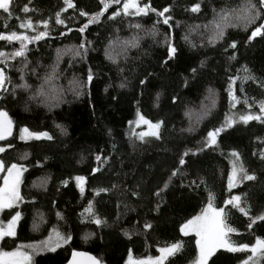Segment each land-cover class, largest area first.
Instances as JSON below:
<instances>
[{"label":"trees","instance_id":"trees-1","mask_svg":"<svg viewBox=\"0 0 264 264\" xmlns=\"http://www.w3.org/2000/svg\"><path fill=\"white\" fill-rule=\"evenodd\" d=\"M73 3L75 8L61 11L67 7L64 0H12L11 18L0 10V32L34 36L45 31L36 22L49 21L48 35L27 45L29 70L25 80L19 79L17 71L22 58L9 60L5 70L12 83L6 85L8 93L0 92V110L7 111L13 121L11 137L0 140V147L6 149L0 160L6 166L17 163L27 169L20 189L23 200L2 215L5 220L16 211L21 213L16 236L1 240L0 249L13 251L39 242L56 228L71 235L72 240L53 252L36 255L32 264H66L73 251L89 253L102 264H125L129 250L133 258L154 257L158 248L177 241L182 242V250L165 264H190L196 254L195 239L183 236L179 227L208 205L209 193L213 207L225 208L226 222L236 229L229 234L231 241L252 245L257 238L264 239V220L248 227L252 217L264 213V160L260 158L264 122L245 124L240 120L241 115L259 114V102L264 101V39L257 37L246 43L251 29L245 32L241 27H226L223 40L208 43L221 16L242 9L246 0H138L141 6L150 3L157 10L170 6L166 15L172 16L171 27L157 23L161 18L152 12L111 20L112 11L122 7L113 5L83 34L78 29L89 17L80 16V11L91 15L102 5L99 0ZM196 3L201 6L199 12L187 10ZM26 4L30 9L27 13L21 10ZM57 12L63 25L55 23ZM29 18L35 31L19 27ZM135 24L141 28L133 27ZM166 39L178 49L170 60ZM85 40L91 42L86 45L87 55L83 59L74 56V50ZM232 41L237 42V49L228 47ZM18 48V41H0V50L6 53ZM57 49L61 50L57 75L47 79L57 65ZM231 55H235L234 60L229 59ZM245 66L254 79L236 81L234 91L239 102L233 107L228 77L248 75L242 70ZM33 67L36 75L31 72ZM89 68L94 78L81 86ZM193 68L197 69L195 74ZM22 83L30 88H17L13 97L11 89ZM137 112L153 123L163 122L160 139L145 137L141 141L131 135ZM226 117L234 123L219 134L217 146L197 151L207 132L224 125ZM22 127L47 132L52 139L22 142L18 139ZM8 143L13 147H7ZM189 149L195 155L190 152L185 156L186 164L181 167L179 158ZM232 151L240 154L248 174L256 179L229 189ZM174 168H181L180 173L159 197L153 196ZM93 169L98 171L93 174ZM5 174L6 168L0 174V185ZM76 176L85 177L83 193ZM62 181H67V186ZM133 188L140 192L139 198L126 195ZM232 196L241 197L240 206L248 215L225 204ZM90 203L91 213L85 211ZM95 217L105 223L96 225L92 222ZM144 221L150 222L152 229L143 230ZM34 223L39 224L38 229ZM249 255L220 250L213 261L241 264Z\"/></svg>","mask_w":264,"mask_h":264},{"label":"snow or ice","instance_id":"snow-or-ice-1","mask_svg":"<svg viewBox=\"0 0 264 264\" xmlns=\"http://www.w3.org/2000/svg\"><path fill=\"white\" fill-rule=\"evenodd\" d=\"M31 2V0H29ZM12 0H0V10L4 13L8 14V18H11ZM64 4L67 6L66 8L61 9V11H66L67 8H75L73 0H64ZM99 4L102 5L99 11L89 15V13L81 10L80 16H88L86 23H83V26L78 29V31L83 34L89 25L99 23L100 18L105 15V13L113 7V5H122V7L115 8L111 15L108 17L111 20H115L118 16H130V15H148L149 12L155 13L161 19L157 21V23H163L164 25H169V21L172 19L171 15H166L171 12V7L166 6L162 10H157L156 8L151 7L150 3H145L141 6L138 3V0H99ZM200 4L196 3L191 5V7L187 10L191 12H199ZM23 12L27 13L30 11L28 5H24L21 9ZM231 17V22L229 18ZM19 19V18H17ZM259 21V23H257ZM39 26L43 27L45 31H39L37 35L29 36L27 34L18 33L16 31L10 32H0V41L11 43L13 41L19 42V48L13 50L10 53H6L3 50H0V64L4 65V67H0V92H9V88L6 87L7 84L12 83L9 75L6 72V68L9 67L8 61L15 60L16 58H22L20 63L21 67L17 69L20 73L19 79L21 81L25 80V73L29 70V62L27 60L26 52L27 45L32 43L33 41H38L43 39L48 35L47 29L49 28L48 20H40L36 22ZM55 23L63 25L65 22L61 19V13L57 12L55 14ZM212 23V22H210ZM5 28H7V22H5ZM20 28H26L29 30L35 31V25L31 18L22 21L19 24ZM133 27L140 29V24H135ZM171 27V25H169ZM207 27V26H205ZM226 27H241L243 31L249 32L250 34L246 38V43H251L255 38L260 37L264 39V0H256L254 3L253 0H246V4L240 10H232V12H226L221 16L220 21L216 22L213 26L212 32L213 35L209 37L208 43L215 44L225 38ZM71 31V29H69ZM60 35H65L64 32H61ZM153 35H155V31H153ZM187 39V37H185ZM90 41L81 42L77 48L74 50V56H79L82 59L87 55L88 48L87 44H90ZM166 52L167 58L173 59L177 54V47L170 42V40L166 39ZM135 46V45H134ZM229 48L237 49L238 45L236 41H232L228 44ZM227 51V49H225ZM61 50L57 49V65L53 66L52 73L53 76L47 77V79L53 78L57 75L56 67L58 66V62L60 59ZM230 60L235 59V55H231L229 57ZM167 63V60L164 61ZM245 73H249L244 77H240L238 75H232L228 77V95L230 99L235 103H238V99L235 95L234 85L237 80H253L254 77L250 74V70L245 66L242 69ZM197 69L193 68L192 72L195 74ZM31 72L33 75H36V68H31ZM94 78V74L91 68L87 71L86 81L83 82L81 86L84 84H89L92 82ZM141 84H144L145 81L141 80ZM124 84H121V87H124ZM185 86H187V82L185 81ZM28 90L30 85L27 83L16 84L11 89V95L15 97L16 89ZM243 91V87L240 89ZM211 91V90H210ZM77 95L79 92L77 91ZM34 98V97H33ZM176 101V97H173V102ZM215 105V100H213V106ZM259 114H245L240 116V120L247 124L249 121L256 120L260 122H264V101L259 102ZM138 120L137 124L143 123L148 125L149 130L147 132L139 133L137 138L141 141L145 139L146 136L155 137L156 139H160L159 129L162 126L161 122L153 123L147 119H145L139 112H137ZM234 121L229 120L226 117L225 124L221 125V127L214 128L207 132L206 138L203 141V146L197 151H202L204 148H211L217 146V137L224 130L225 126L230 127ZM59 128L60 126L57 125ZM13 129V121L9 118L8 112L4 110H0V140H6L7 137L12 135ZM63 131V129H62ZM191 131V129H189ZM20 140H28V139H41L46 138L48 140L52 139L47 132H33L30 131L27 127H22L20 129ZM7 147L11 148L13 145L8 143ZM5 147H0V153L4 152ZM195 155V152H192L191 149L186 150L181 157L179 158V165L182 167L186 164L184 159L185 156H188L189 153ZM233 159L231 160V171L228 174V187L229 189L236 187L238 183H243V181H253L256 179L255 175L248 174L247 170L244 167L243 161L240 157V154L236 151H232L230 153ZM23 158V157H22ZM261 160H264V151L260 153ZM96 160L100 161L101 157L96 156ZM106 160V158H105ZM6 175L3 177V184L0 185V210L4 209H14L18 202L23 200V197L20 193V184L22 183V175L27 169L17 163H12L10 166H6L3 161H0V172L5 171ZM98 169H93L92 172H95ZM181 171V168H174L168 180L164 181L162 187H158L152 194L153 196L159 197L161 192L166 190L169 186V183L173 177H176ZM75 180L77 182V187L80 188V191L83 193L84 189L82 184L85 180L83 176H76ZM62 183L67 186V181H62ZM190 184H196V181H190ZM199 186L198 184L196 185ZM113 188L116 185L112 186ZM138 187V186H137ZM99 191H108V189H100ZM99 194V192H97ZM126 195L133 197H140V192L137 188H133L130 191H126ZM209 203L206 208L203 209L201 214L193 216L191 219H188L186 222L180 225L179 232L184 236H189L193 234L195 237V258L190 262V264H214L213 257H216L220 250H223L227 253H236V252H250L251 255L247 256L246 259L241 261V264H258L254 258L257 256H264V239L257 238L255 243L252 245L249 244H238L229 239V234L236 232V229L232 228L227 222L225 217V208H217L213 207L211 203V193H209ZM241 197L240 196H232L231 199L226 200L225 204H231L234 208H237L241 213L248 215V212L244 207L240 206ZM159 203L156 205L155 210H159ZM86 212H92V205L89 204L88 208L85 209ZM59 213L57 216L59 217ZM94 216V214H93ZM21 219V213L16 211L14 215H12L11 219L8 221L7 226H0V240H3L5 237H15L16 236V225L17 222ZM41 223L44 222L43 214H40ZM256 220H264V213L251 218V223L248 225L249 228L252 227V224L256 222ZM92 222L96 225H102L105 221L101 220L99 217H95L92 219ZM34 229L39 228V224L34 223ZM143 230L147 231L152 229L153 225L144 221ZM126 235H128L126 233ZM129 238L131 236L129 235ZM72 240L71 235L62 234L58 229L53 228L52 232H50L47 239L40 242L39 245H21L17 247L13 251H2L0 250V264H31V254L24 249H32L33 252L50 250L55 251L57 248L62 245L68 244ZM183 248V244L180 241L174 242L165 247H160L157 251L160 253L159 256L156 257H146L143 259H134L129 250V254L125 264H165V261L172 256H175L178 252H180ZM68 264H102V261L97 259L96 257L89 256L86 253H81L77 251L72 252V258L68 261Z\"/></svg>","mask_w":264,"mask_h":264},{"label":"rangeland","instance_id":"rangeland-1","mask_svg":"<svg viewBox=\"0 0 264 264\" xmlns=\"http://www.w3.org/2000/svg\"><path fill=\"white\" fill-rule=\"evenodd\" d=\"M137 120H138V117L133 121V123L131 124V127H130V133H131V135L132 136H134V137H136L137 138V136H138V134L139 133H142V132H147L148 130H149V127H148V125H146V124H143V123H139V125L137 124ZM12 132H13V129H12ZM49 134V133H48ZM50 135V134H49ZM9 137H11V136H9ZM9 137H7V138H9ZM20 131H19V133H18V139L20 140ZM146 137H151V136H146ZM6 138V139H7ZM39 140H48V139H46V138H41V139H39ZM39 140H37V139H28V140H20V141H22V142H28V141H39ZM1 154V153H0ZM1 161V160H0ZM0 174H1V172H0ZM6 175V174H5ZM22 179H23V175H22ZM3 184V178H2V181H1V185ZM21 185H22V183L20 184V189H21ZM19 203V202H18ZM18 205V204H17ZM207 207V206H206ZM205 207V208H206ZM8 209H4V210H0V219H2V215H3V212L4 211H7ZM203 211V210H202ZM201 211V212H202ZM201 212L200 213H198V215L199 214H201ZM15 213H12V215H14ZM12 215L11 216H9L7 219H5V220H3V222H1V220H0V226H4V227H6L7 226V223H8V221L11 219V217H12ZM18 223V222H17ZM17 226V225H16ZM182 234V233H181ZM183 235V234H182ZM190 235H192L193 237H194V235L193 234H190ZM184 236V235H183ZM48 238V236L45 238V239H47ZM45 239H43V240H45ZM194 239H195V237H194ZM43 240H41V241H43ZM41 241H39V242H34L33 244H30V245H39L40 244V242ZM0 242H1V240H0ZM1 250V249H0ZM24 250H26V251H28L30 254H31V257H32V259H31V264H32V261H33V259H34V257L36 256V255H38V254H42V253H45V252H53V251H50V250H43V251H36V252H33L32 251V249H24ZM2 251H6V250H2ZM71 254V253H70ZM160 255V253L157 251V253H156V255L154 256V257H156V256H159ZM143 258H146V257H143ZM143 258H134V259H143ZM170 258V257H169ZM256 261H258V264H262V260H263V258H262V256H257V257H255L254 258ZM127 260V259H126ZM126 260H125V262H126ZM168 260V259H167ZM166 260V261H167ZM165 261V262H166Z\"/></svg>","mask_w":264,"mask_h":264},{"label":"water","instance_id":"water-1","mask_svg":"<svg viewBox=\"0 0 264 264\" xmlns=\"http://www.w3.org/2000/svg\"><path fill=\"white\" fill-rule=\"evenodd\" d=\"M77 252H81V251H77ZM81 253H86V252H81ZM86 254L89 255V256H92V255L89 254V253H86ZM71 258H72V252H71V254H70L69 258H68V261H69ZM68 261L66 262V264H68Z\"/></svg>","mask_w":264,"mask_h":264}]
</instances>
